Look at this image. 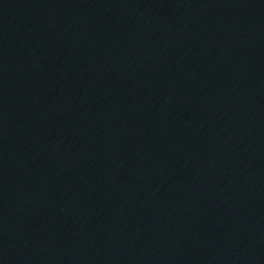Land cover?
Instances as JSON below:
<instances>
[{"label": "water", "instance_id": "obj_1", "mask_svg": "<svg viewBox=\"0 0 264 264\" xmlns=\"http://www.w3.org/2000/svg\"><path fill=\"white\" fill-rule=\"evenodd\" d=\"M0 264H264V0H0Z\"/></svg>", "mask_w": 264, "mask_h": 264}]
</instances>
